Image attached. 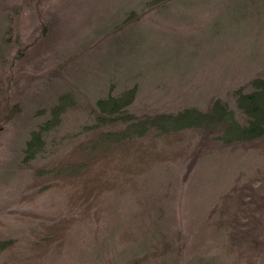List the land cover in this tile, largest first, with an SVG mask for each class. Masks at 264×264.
<instances>
[{
    "label": "rangeland",
    "instance_id": "1",
    "mask_svg": "<svg viewBox=\"0 0 264 264\" xmlns=\"http://www.w3.org/2000/svg\"><path fill=\"white\" fill-rule=\"evenodd\" d=\"M259 76L264 0H0V102L18 108L0 122V239L15 241L0 264H264V211L240 239L230 238L226 213V196L247 185V207L264 204V146L208 145L185 132L133 189L88 211L68 206L71 188H28L19 163L46 119L37 112L62 94L88 110L111 87L134 86L127 111L137 116L206 110L215 99L233 108V93ZM81 111L66 129L85 123ZM61 221L69 228L48 245L47 226Z\"/></svg>",
    "mask_w": 264,
    "mask_h": 264
},
{
    "label": "trees",
    "instance_id": "2",
    "mask_svg": "<svg viewBox=\"0 0 264 264\" xmlns=\"http://www.w3.org/2000/svg\"><path fill=\"white\" fill-rule=\"evenodd\" d=\"M141 16L134 18L138 20ZM247 88V92L240 88L233 93V108L215 99L206 110L187 107L173 113L140 116L127 111L136 97L134 86L118 95L111 94V87L107 97L96 100L88 109L90 111L81 108L71 94H62L49 110L37 112L46 115V119L28 133L21 149L19 163L31 172L28 188L36 187V192L40 193L50 188H71L68 206L88 211L105 194H123L133 189L132 184L146 166L165 155V149L174 150L185 132L201 134L208 145L263 147L264 76L250 80ZM17 109V105H8L5 99L1 101L0 122L12 118ZM81 110L86 111L87 122L73 130L66 129L67 115ZM261 177L264 179V170ZM253 196L248 185L226 196L234 200L229 202L226 212L232 231L230 238H239L241 226L252 224L254 219L258 220L256 215L263 213L264 204L253 209L247 207ZM68 226L63 221L47 226L46 243L51 245L59 241L62 235L58 234ZM14 242L11 238L0 239V254L7 255ZM255 243L261 242L257 239ZM144 259L133 260L130 264Z\"/></svg>",
    "mask_w": 264,
    "mask_h": 264
}]
</instances>
